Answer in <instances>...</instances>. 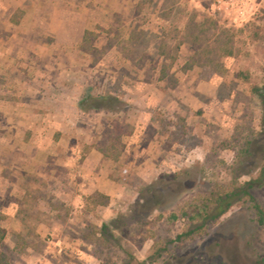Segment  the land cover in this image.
I'll list each match as a JSON object with an SVG mask.
<instances>
[{
  "label": "rangeland",
  "instance_id": "rangeland-1",
  "mask_svg": "<svg viewBox=\"0 0 264 264\" xmlns=\"http://www.w3.org/2000/svg\"><path fill=\"white\" fill-rule=\"evenodd\" d=\"M246 10L235 19L207 0H0V46L22 45L21 76L38 94L34 119L10 114L1 127L0 107V137L12 144L0 152V264H125L166 246L164 258L201 255V236L168 241L229 182L237 147L258 129L251 89L264 84V0ZM17 27L28 31L15 37ZM8 83L0 73V100L13 98ZM108 94L125 102L121 111L77 107L84 95ZM89 145L103 155L110 194L72 192ZM188 170L181 186L170 182L162 208L115 232L120 245L97 239L101 223L127 214L146 185ZM253 193L264 206V189ZM255 223L236 205L214 226L224 245L240 248L241 264L245 241L264 240Z\"/></svg>",
  "mask_w": 264,
  "mask_h": 264
},
{
  "label": "trees",
  "instance_id": "trees-1",
  "mask_svg": "<svg viewBox=\"0 0 264 264\" xmlns=\"http://www.w3.org/2000/svg\"><path fill=\"white\" fill-rule=\"evenodd\" d=\"M251 91L260 105L259 125L257 130H249L237 147L233 161L227 169L229 182L210 190L208 198H204L202 205L197 206L190 215H187L189 225L174 239L168 241V244L172 242L183 244L188 239L201 236L204 240V250L201 255L189 256L184 250L179 255L172 254L171 258H164L163 254L169 251L166 246L156 248L143 260L133 263L127 260L125 264H152L160 259L161 264H241L240 248L224 245L225 236L216 232L214 226L233 206L246 205V208L256 216L255 225L264 231V206L258 202L253 193L255 190L264 189V84L252 86ZM77 105L82 112L92 109L117 112L122 110L125 102L109 94L84 95ZM182 175H174L171 180L165 176L160 177L146 185L145 190L138 192V199L134 201L127 214L120 213L109 222L101 223L96 232L97 239L104 245L119 244L116 241L115 232L124 233L126 229L132 227L131 221H140L143 217H148L155 210L162 208L166 204L165 190H169L170 182H176L181 186L183 179L193 174L188 170ZM194 179L195 185L200 183V176ZM254 239L255 236L248 238L242 246L247 264H264V240L258 241L259 247H257Z\"/></svg>",
  "mask_w": 264,
  "mask_h": 264
},
{
  "label": "crops",
  "instance_id": "crops-1",
  "mask_svg": "<svg viewBox=\"0 0 264 264\" xmlns=\"http://www.w3.org/2000/svg\"><path fill=\"white\" fill-rule=\"evenodd\" d=\"M13 30L15 32L12 33V35L15 37L22 35V33H25V31H28V29L24 30V28L21 27H17ZM15 43L17 46H15ZM20 46L22 45L17 44V42H14L13 44H8V42H4L3 46H0V67L3 68L0 73L5 75L7 80L10 79L11 84H13L12 81L14 82V86L8 83V86L11 85L10 87H13L12 90L7 88L8 92L10 91L11 93H13L12 100L9 101L10 99L8 97H3V99L0 100L1 111L4 112V117H6V120L4 119V122L1 127H6V124L8 125L9 121H11L10 117H7V115L10 114L18 115V119H20V116H25L26 114L29 117L30 115H32L34 119L36 112L35 107H38V94H36L37 89L33 87V85L27 84L28 86H26V82L23 81L24 79L21 76L23 74L22 68H25L26 64L25 60L22 58V55H20ZM14 50L16 51L15 53ZM29 72H31L30 66ZM19 90H21V92H19ZM20 95L22 96L19 98ZM24 97L26 98V100L23 99ZM210 102L211 101H209V103L207 104H211ZM32 125L34 126V123ZM30 143H33L32 147H34L35 145L37 146V143H35L34 140H31ZM68 143V145H70L71 142ZM72 146L75 152L76 144H73ZM18 147H20L19 143L16 144V146H14L13 148ZM7 148H12V144L10 143V141H8V139L0 137V152L1 150L3 151ZM87 148V152L84 154V157H82L79 169L77 168V170L75 169L74 171L73 177H77V179L73 182L75 190L73 189L72 192L77 191V194L78 192L80 194H91L94 192H102L106 194L112 193L111 190L114 188V184L111 183L108 175L104 172L105 170L99 166V164L103 161L102 153H100V151L93 145H89L87 146ZM6 152H11V150H7ZM156 156L157 155H155V152L152 153L150 156H148V162H154ZM31 157L32 162L34 164H37V166L39 167L41 165V160H38L39 157L35 155ZM64 191L66 192V190Z\"/></svg>",
  "mask_w": 264,
  "mask_h": 264
},
{
  "label": "built area",
  "instance_id": "built-area-1",
  "mask_svg": "<svg viewBox=\"0 0 264 264\" xmlns=\"http://www.w3.org/2000/svg\"><path fill=\"white\" fill-rule=\"evenodd\" d=\"M210 9L232 18L245 16L247 6L252 0H207Z\"/></svg>",
  "mask_w": 264,
  "mask_h": 264
}]
</instances>
